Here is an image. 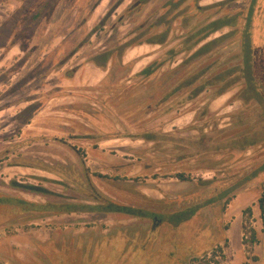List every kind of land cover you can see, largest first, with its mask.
<instances>
[{"label": "rangeland", "instance_id": "rangeland-1", "mask_svg": "<svg viewBox=\"0 0 264 264\" xmlns=\"http://www.w3.org/2000/svg\"><path fill=\"white\" fill-rule=\"evenodd\" d=\"M252 7L264 79V0H0V196L99 207L40 213L0 204L1 262L189 264L215 245L226 251L228 241H215L232 222L225 201L261 193L264 140L219 144L264 139L262 119L239 99L241 82L185 97L241 63ZM216 21L232 25L212 31ZM104 54L101 68L94 61ZM154 61L159 70L142 74ZM203 134L214 149L200 153ZM109 203L146 216L107 212ZM197 206L178 221L175 213ZM255 206L251 217L243 213L256 231L244 263L256 262L264 241ZM240 233L235 221L231 254Z\"/></svg>", "mask_w": 264, "mask_h": 264}, {"label": "trees", "instance_id": "trees-1", "mask_svg": "<svg viewBox=\"0 0 264 264\" xmlns=\"http://www.w3.org/2000/svg\"><path fill=\"white\" fill-rule=\"evenodd\" d=\"M253 12L254 11H253V7H252V9L250 10L249 15L247 17V24H246V28L244 30L242 42H241V51H242V54L240 56L241 57V63L238 64L237 66L232 67V68L220 71L218 74H216L215 76H213L210 79H208L207 81H205L204 84L194 88L185 97V100L193 99L194 97L201 94L205 87L213 85V84H218V83L224 84L220 87L219 91L217 92V94H222L226 90H228L229 88H232L233 86H235V84H239V82H241L242 87L238 93L239 99L244 103V105L247 106V108H253L254 106H256V109H253V110H255L256 113H258L259 117L262 119V124L264 127V79H262V77H261V75L263 73L261 74V72L259 70V68H260V66L258 65L259 62L258 61L256 62L255 47H254L253 40H252V32L250 30V27L252 25ZM221 25H232V23L225 22V21L224 22L223 21H216V22L210 24V27L213 28L212 31H218L221 28ZM203 38L204 37L200 38L199 40H201ZM221 40H222V38L219 37L213 41L205 43L204 45L200 46L195 51L194 55L198 56V55L205 54L206 52H208L212 48V46L214 44L218 43ZM104 56H105L104 62L100 63L98 61L93 60L94 63L101 68L106 67L109 54H104ZM160 67H161V63H158V61H154L153 63L148 65L146 68H144L141 73L146 75V76H151L157 70H159ZM201 72L203 73V71H201ZM195 79H196V76L194 78L190 79L188 81V83L189 84L194 83ZM180 86H183V85L181 84ZM208 136L209 135H207V134H203L198 139L195 140L196 142L198 141L197 143L200 146V150H199L200 153L208 152V151L214 149V147H212V145H209V144L206 145V143H204V141H207L206 138H208ZM259 138L260 139H258L257 136H255V135H254V137H250L249 139H245L244 136L242 138L238 137L237 139H234L232 141L220 143L219 147L220 148L243 149V148H245V147L247 148L250 145H253V144H255L261 140H264L262 137H259ZM258 172L259 173L264 172V167L259 169ZM256 175H257V173L250 176V177H255ZM177 177L183 181L190 180V177H187L184 173H178ZM224 194H225V192L221 193L219 195V197L216 198V200H219ZM233 197H234V195L230 196L226 199L225 205H224L225 209L230 204ZM212 202H214V201L213 200L208 201L207 203H204L202 206L210 204ZM0 204H12L18 208H21V210L24 212L35 211V212H40V213H45V212H48V213H51V212L52 213L74 212V211L80 210V208H82V207H87L90 210H97L99 208L97 206L76 205V204H69V203H64V204L34 203V202L27 201L25 199H16V198L8 197V196H0ZM109 204L105 207V211H107V212H122V213H127V214H131V215H136V216H146L139 209H135V208L128 207V206L116 205L113 203H109ZM257 204L260 208V217H261V220H262V223L264 226V180H262L261 194L258 198ZM202 206H197V208L189 209L186 212L181 211L179 213H175V215L181 214L182 217L180 219H178V221L184 220V218L186 219L189 217V216H187V217H185V216L190 211L192 213H195V209L197 210V209L201 208ZM183 213H185V214H183ZM243 213L245 216L251 217L252 213H253L252 207H247L246 209H244ZM227 228H228V226L225 227L220 238H225V230ZM255 237H256V231L253 230V238H255ZM209 248H210V244H208V246L203 248V250H201L199 255L202 253H205Z\"/></svg>", "mask_w": 264, "mask_h": 264}, {"label": "crops", "instance_id": "crops-1", "mask_svg": "<svg viewBox=\"0 0 264 264\" xmlns=\"http://www.w3.org/2000/svg\"><path fill=\"white\" fill-rule=\"evenodd\" d=\"M260 194L261 193H257L256 195H253L252 193H249L248 190L238 191L234 194L233 199L231 200L230 204L227 206V211L225 212V215L232 217V222L229 225V227L225 230V238H220L221 237L220 235L215 241L223 242L221 241L223 239H225V241H228L229 246L225 252H226V257L229 260L230 264H264V241H262L260 245L258 247H255L254 249V253L257 252L256 255L257 259L255 263L251 262V258L247 259L246 263H244L243 255H245V252L242 244V233H243V223H244L243 210L248 206H252L254 205V203H256V206L254 207V212L257 213L259 219L261 220L260 208L257 204ZM235 221L239 224V229L241 233H240L239 247L237 248V250H233L232 252L233 255H232L231 253H229V249L232 247L231 234H232V227ZM3 263L12 264L7 261L6 262L3 261Z\"/></svg>", "mask_w": 264, "mask_h": 264}, {"label": "built area", "instance_id": "built-area-1", "mask_svg": "<svg viewBox=\"0 0 264 264\" xmlns=\"http://www.w3.org/2000/svg\"><path fill=\"white\" fill-rule=\"evenodd\" d=\"M253 225L245 222V229L242 233L243 247L248 251L254 246ZM225 245L223 243L215 245L212 249L200 256H194L189 260V264H226Z\"/></svg>", "mask_w": 264, "mask_h": 264}, {"label": "water", "instance_id": "water-1", "mask_svg": "<svg viewBox=\"0 0 264 264\" xmlns=\"http://www.w3.org/2000/svg\"><path fill=\"white\" fill-rule=\"evenodd\" d=\"M0 264H7V263L0 262Z\"/></svg>", "mask_w": 264, "mask_h": 264}]
</instances>
